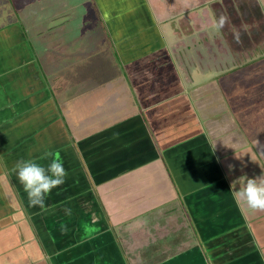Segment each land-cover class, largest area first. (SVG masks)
Returning a JSON list of instances; mask_svg holds the SVG:
<instances>
[{"label": "crops", "instance_id": "crops-1", "mask_svg": "<svg viewBox=\"0 0 264 264\" xmlns=\"http://www.w3.org/2000/svg\"><path fill=\"white\" fill-rule=\"evenodd\" d=\"M87 1L58 10L56 32L54 16L0 27V264H264V211L229 192L241 172H264L253 21L224 20L211 41L221 0ZM83 37L95 51L108 41L120 74L85 76ZM53 155L66 176L41 211L11 168Z\"/></svg>", "mask_w": 264, "mask_h": 264}, {"label": "rangeland", "instance_id": "rangeland-1", "mask_svg": "<svg viewBox=\"0 0 264 264\" xmlns=\"http://www.w3.org/2000/svg\"><path fill=\"white\" fill-rule=\"evenodd\" d=\"M78 1L79 0H72V2H70L67 0L65 3V6H64L63 0H0V27L6 24L5 27H3V28H6L10 25L16 24V25H20V27H22L24 29H28L31 27L36 29V27H39V28L42 27V21L47 16H54L53 22L51 24V29L52 28L53 29L51 31L56 32V28L58 29L60 27V26L55 27V20L58 18V17H56L58 10L63 11V9H64L66 11V13H69L71 11H73V13H77L74 11L82 12V11H87L88 9H90L87 0L86 1L81 0L82 3L78 2ZM207 1L208 0H202L199 2V4L201 5L202 3H206ZM89 3L91 5H93L92 2L89 1ZM213 3H215V6L217 8L213 9L214 5L210 4V5H212V7H209V9L214 11L216 13L215 16H218V18L221 17V15H226L227 19H225V20H228V22L235 24V25H238L239 22H242V23L246 22L245 26H247V27H248L247 21H249V22L253 21V27H254V32H255L254 34H256L255 37H257V41L260 42L259 44H261V46L264 45V32L261 31V28L263 29V26H264V23L262 22L264 19L261 17L262 14L260 11L261 7L264 8V0H221V1H215ZM45 4H49L50 6L48 7ZM188 4H189V0L184 1L183 7L188 6ZM180 5L182 6V3ZM59 6H60V8H59ZM67 6H69V7H67ZM72 8H75L76 10H74ZM79 9H80V11H79ZM174 10L181 11L175 5H174ZM83 15H82V17H83ZM206 15L207 16L205 18L204 12L203 13L201 12V14H199L198 17H194V21L200 22V24H199L200 26L203 25V24H201L202 22H204V25L208 26V19H207L208 13H206ZM202 16L205 18L204 20H203ZM210 19H212L211 25H213V26H211L205 30L208 33H210V34H205V35L210 36L209 40L212 41V40H214L213 39L214 35L217 32H219V33L220 32H226V28L224 27L225 28L224 29L223 27H220L219 29H216L217 21H215L216 18L213 16V13H211ZM93 20H94V18H93ZM98 21H99V19H98ZM209 21L211 22V20H209ZM67 23H69V22H67ZM90 24L92 27V25L94 24L93 21H90ZM99 24H100V28L103 29L100 21H99ZM199 25H195V27H198ZM45 26H46V22L43 23V27H45ZM258 26H261V27H259V29L257 30L255 27H258ZM63 29L69 35L73 34V31L74 32L77 31L76 25H73V26L72 25L69 26V24L63 25L60 28V32ZM90 30L92 31L93 29H90ZM27 31H29V30H27ZM39 32H41V31H39ZM83 33H84V30H83ZM196 35L197 34H195V39H196ZM231 36L236 38V36H233L230 34L227 37L229 44H232L235 41L234 38H232ZM248 37H249L248 34L245 36H241V38H246V39H248ZM251 37H253V33L251 34ZM73 39H71L69 41V44H73ZM100 41L101 40L98 39L96 42H100ZM220 41H221L220 42L221 44H225V46H224L225 51H223L221 48L223 53L220 55L226 59H229L230 56H232V55H229V53H231V51H233V50H231V48H229V45H226V36H220ZM104 42L107 43V45L103 46V48L107 49L108 54L105 52L106 50L104 51L100 47V43L105 44ZM100 43L98 44V50L95 51L94 41L89 40V39L86 40L83 37V43L81 44V46L85 50L88 49L84 53L85 57H83L81 60V64H83L84 67L86 68L84 75L90 76V77L92 75H99L100 77H106V76H110L111 74H114V75L120 74V68L118 69V63L116 62V57H113L111 55V53H113V52L111 50L109 42L102 40ZM245 43H247V41H245ZM85 44H86V46H84ZM257 50L260 53L264 51V49L261 47ZM109 53L111 56L109 55ZM109 58H112V59H109ZM78 64H80V63H78ZM89 66H92V67L89 68ZM76 70H79V68H76ZM95 79L96 78L93 77V79H91V81L93 83H95L97 81ZM82 84H83L82 85V87H83L85 85V83L82 82ZM96 84H98V83L96 82Z\"/></svg>", "mask_w": 264, "mask_h": 264}, {"label": "clouds", "instance_id": "clouds-1", "mask_svg": "<svg viewBox=\"0 0 264 264\" xmlns=\"http://www.w3.org/2000/svg\"><path fill=\"white\" fill-rule=\"evenodd\" d=\"M225 17L218 18L216 29L223 26ZM229 171L232 165L228 166ZM19 185L22 187L27 202L30 206H36L41 211L46 209L45 200L49 192L64 183L66 170L63 162L53 155L46 164L34 159H17L11 168ZM229 192L233 200L239 205L252 211H264V172L258 175L241 174L229 183Z\"/></svg>", "mask_w": 264, "mask_h": 264}]
</instances>
